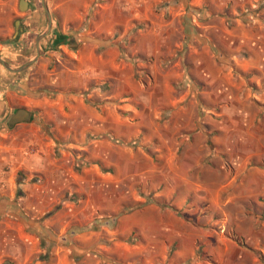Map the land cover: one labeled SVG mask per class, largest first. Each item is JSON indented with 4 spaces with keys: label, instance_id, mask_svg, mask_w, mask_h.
<instances>
[{
    "label": "crops",
    "instance_id": "1",
    "mask_svg": "<svg viewBox=\"0 0 264 264\" xmlns=\"http://www.w3.org/2000/svg\"><path fill=\"white\" fill-rule=\"evenodd\" d=\"M20 1L0 0L13 69L47 23ZM255 1L49 0L43 55L0 65V264H264Z\"/></svg>",
    "mask_w": 264,
    "mask_h": 264
},
{
    "label": "water",
    "instance_id": "2",
    "mask_svg": "<svg viewBox=\"0 0 264 264\" xmlns=\"http://www.w3.org/2000/svg\"><path fill=\"white\" fill-rule=\"evenodd\" d=\"M42 6L45 10V15H46V19H47V28H46L45 32L37 38V49H38L37 56L34 57L33 59H31L30 61H28L27 63H25L24 65H22L21 67L17 68V69H13L5 60L0 58V64L4 68H6L8 71L13 72V73H21V72L27 70L33 63H35L39 59V57L41 55H43V50L40 47V42L51 34L53 22H52L51 12L49 10L47 0H42ZM20 9H21V11L28 10L29 9V2L26 0H21L20 1ZM22 33H23V29L21 27L20 20H18L16 22V33L13 37V40L14 41L17 40ZM30 117H31L30 113H28L24 110L19 111L10 120L9 127H14L16 124H18L22 121H29Z\"/></svg>",
    "mask_w": 264,
    "mask_h": 264
},
{
    "label": "rangeland",
    "instance_id": "3",
    "mask_svg": "<svg viewBox=\"0 0 264 264\" xmlns=\"http://www.w3.org/2000/svg\"><path fill=\"white\" fill-rule=\"evenodd\" d=\"M33 2H32V4H33V8H38V10H39V13L41 14V15H45V10H44V8H43V6H42V3H41V0H32ZM260 1L261 0H256L255 2H254V4H255V8L253 7V6H248V7H244L243 9H242V11H244L245 12V10L247 9V8H252V10L253 11H259L260 12ZM47 3H48V7H49V10H50V12H51V14H52V11H51V6H50V4H49V0H47ZM252 10H249V12L251 11L252 12ZM27 11V10H26ZM45 17H46V15H45ZM47 20V19H46ZM44 28H47V23L45 22V24H44ZM43 29V28H42ZM84 29V28H83ZM83 29H82V31H83ZM9 73V72H8ZM9 75H11V74H9ZM229 229H227V231H226V233H230V235H233L234 233H233V230L232 229H230L229 231H228Z\"/></svg>",
    "mask_w": 264,
    "mask_h": 264
},
{
    "label": "flooded vegetation",
    "instance_id": "4",
    "mask_svg": "<svg viewBox=\"0 0 264 264\" xmlns=\"http://www.w3.org/2000/svg\"><path fill=\"white\" fill-rule=\"evenodd\" d=\"M41 3H42V0H41ZM51 17H52V22H53V20H54V16L51 14ZM0 58H2L1 56H0ZM3 59V58H2ZM8 63V62H7ZM9 64V63H8ZM1 65V64H0ZM26 71V70H25ZM23 110V108H20V107H18V108H14V109H12V113H11V115L10 116H8V118H6V120H5V126L7 127V128H9V122H10V120L12 119V117L17 113V112H19V111H22ZM16 125H18V124H16Z\"/></svg>",
    "mask_w": 264,
    "mask_h": 264
},
{
    "label": "trees",
    "instance_id": "5",
    "mask_svg": "<svg viewBox=\"0 0 264 264\" xmlns=\"http://www.w3.org/2000/svg\"><path fill=\"white\" fill-rule=\"evenodd\" d=\"M231 237L234 239V240H236V241H239V239H238V237L236 236V235H231Z\"/></svg>",
    "mask_w": 264,
    "mask_h": 264
}]
</instances>
